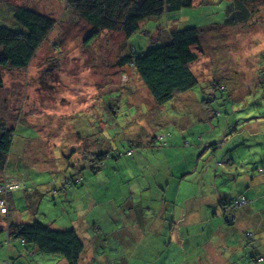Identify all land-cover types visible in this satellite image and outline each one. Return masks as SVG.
Instances as JSON below:
<instances>
[{
    "label": "rangeland",
    "instance_id": "obj_1",
    "mask_svg": "<svg viewBox=\"0 0 264 264\" xmlns=\"http://www.w3.org/2000/svg\"><path fill=\"white\" fill-rule=\"evenodd\" d=\"M65 4L63 0H0L1 7L28 6L57 22L26 70H0V118L16 131L6 173L17 188L25 183L29 191L37 192L31 206L26 192L12 194L10 221L80 227L86 244L83 264L90 260L84 258L88 255L92 264H199L202 248L171 240L164 230L166 221L153 216L156 208L167 219V210L175 204L177 210L187 203L200 205V200L188 197L209 192L216 194L206 200L216 201L223 194L250 191L252 198L259 196L258 209L264 208V175L258 174L264 163L249 167L253 156L247 152L257 147V156H263L261 144H253L261 143L264 120L254 119L256 114L250 111L264 110V4L256 5L248 23L227 27L222 23L228 0H194L191 8L165 19L172 25L147 20L130 38L102 32L89 44L84 43L88 26ZM5 11L0 9V14ZM0 24L10 26L2 19ZM154 26L164 33L165 41L172 26L202 29L203 54L191 67L198 84L161 106L129 63L130 56L157 45L151 42L158 37ZM203 100L205 113L200 109ZM256 122L263 125L260 133L250 132ZM205 128L210 135L215 133L208 144L206 138L214 137L204 134ZM231 135L234 146L223 143L216 150L211 146H218L217 138ZM85 146L90 153L104 155L103 160L94 163L89 155L84 164ZM228 155L235 162L244 160L250 169L237 163L227 168ZM82 165L87 168L81 170ZM74 173L81 180L65 185V177ZM172 177L174 182L161 187L165 197L157 196L154 185ZM54 187L56 194L51 192ZM142 211L147 226L135 225L133 218ZM4 212L0 210L1 215ZM210 217L202 210L192 221L189 218L198 245L194 224L201 227V221ZM242 219L228 231L241 241L246 232L253 234ZM214 221L224 223L220 218ZM4 238L6 233L0 232V264H12L9 258L2 262ZM243 239L244 246L252 247L250 252L259 246ZM237 263L246 264L244 259Z\"/></svg>",
    "mask_w": 264,
    "mask_h": 264
},
{
    "label": "trees",
    "instance_id": "obj_2",
    "mask_svg": "<svg viewBox=\"0 0 264 264\" xmlns=\"http://www.w3.org/2000/svg\"><path fill=\"white\" fill-rule=\"evenodd\" d=\"M63 1L66 3L67 10L73 11L78 19L88 26L89 29L84 38L85 44L94 41L102 32H120L130 38L133 34L140 31V24L147 20L160 21L161 19L172 25L170 19H165L181 9L191 8L194 3V0ZM258 4H264V0H228L225 10L226 17L222 24L227 27H235L248 23L255 12L254 8ZM7 6L1 7L0 5V9L7 10L5 13L0 14V19L10 25L0 24V70H26L35 58L37 50L57 25V22L52 16L38 12L28 6ZM158 26H154L158 37H152L151 39V42L157 45L151 46L143 53L133 57L130 56L129 63H131L135 73L148 90L154 103L161 106L172 101L177 95L185 94L198 84V79L191 67L202 56L203 46L200 38L202 29L200 28L174 29L172 26L171 28L173 29H169L168 38L165 41V39H162L164 33L162 35ZM134 54H136L135 51ZM2 84L3 79L0 75V88ZM261 87L263 88V85ZM218 90L223 92L224 88H219ZM206 103L207 101L203 100L201 105L204 107ZM258 111L262 112H259V114L255 111L250 112L264 117V110ZM234 132L238 135L240 134L238 130ZM15 133V127H9L0 118V186L6 183H14L9 180L6 168L9 154L13 147ZM231 138H224L223 140L222 138H217L218 141H215V143L219 147H215V144L211 146H213L214 150L220 148L223 143L227 146ZM89 155L95 158L94 163L101 162L103 160L102 156H104L99 155V153H90L89 148L85 146L83 150L84 164L89 161ZM86 166L82 165L81 170L87 168ZM71 168L74 172H78L73 169V166ZM258 172L263 175L262 169ZM80 180L79 174L74 173L68 178L65 177L63 183L65 185H75ZM18 185L19 187L15 191L0 192V202H2V207L5 209L3 215L0 213V232L5 227L8 237L17 239L22 245L35 246L44 254L58 255L65 259L67 264H80L85 245L74 227L55 230L39 221L27 223L10 221L9 212L12 210L8 209L7 204L10 202L11 194L17 190H22L26 192V199H28L30 206L35 202L31 197L37 192L35 190L29 191L30 189L28 190L29 187L25 183L23 185L18 183ZM51 192L56 194L57 188L54 187ZM241 198L246 199V204H240ZM248 203V197L242 192L238 196L226 194L223 197L222 195L218 199L217 210L215 211V207L213 209L215 213L212 212L211 217L208 219L210 222L217 218L222 219L223 225L225 224L223 228H225V226L233 222L228 219L234 217L233 215L238 210H245L244 207H248ZM224 231L226 232L225 236L229 230L225 228ZM218 236V234H212L209 239L200 241L199 246L205 247L213 241L221 250L227 251L232 247L230 241L223 235ZM251 236L249 232L244 234V237L248 240ZM211 262H214V260ZM245 262L246 264H264V255H252L249 261Z\"/></svg>",
    "mask_w": 264,
    "mask_h": 264
},
{
    "label": "crops",
    "instance_id": "obj_3",
    "mask_svg": "<svg viewBox=\"0 0 264 264\" xmlns=\"http://www.w3.org/2000/svg\"><path fill=\"white\" fill-rule=\"evenodd\" d=\"M203 108L204 107L202 106V108H200V109L202 112L205 113ZM254 119L264 120V117L262 115L256 114V117ZM207 121H208V119L204 120L203 124H205V126H206ZM250 124H252V121ZM263 125H264V123H263ZM263 125H259V124L257 125V122H256L255 126L252 129H250V132H256V133L262 132L263 131L262 130ZM212 127L215 128L214 126H212ZM207 129L208 128H205V132H204V134H206V135H208L210 132ZM222 133L224 135H226L227 130L226 129L223 130ZM203 135L201 137H203ZM209 136L214 137V138H211L209 140H208V138H206V142L208 141L206 144L210 143L209 141H212L213 139H215V133L213 132V134H211V135L209 134ZM231 137H232V135L229 137V139ZM240 137H242V136L239 134L238 138H240ZM229 141H230V143H228V145L230 146L233 144L232 146H234V141H232V140H229ZM263 142H264V136H262L261 143L256 141L253 145L257 146L258 144H261V151H262V154L264 156V144H263ZM235 143H237V142H235ZM238 145L243 146L244 148H247V146L245 144H243V142L238 141ZM256 148L252 149V150L247 148V152H249V154H251V156H253L251 158L252 163H250L248 165L249 167L254 168V167H256L258 165H262L264 163V157L263 156H257V149ZM227 157L229 158V155ZM225 163L228 164L226 166L227 168H229L230 164H235V163L240 164V165H242V164L245 165L244 160H238L237 159L235 162V157L226 159ZM248 166L245 165V168L250 169V168H248ZM258 167H259L258 168L259 170L260 169L263 170L262 174L264 175V169L262 168V166L261 167L258 166ZM227 168H224V170L228 171ZM220 174L224 175V174H227V172H222ZM258 174H259V172H258ZM263 175H259V176H263ZM185 176H183L181 181L185 178ZM201 178H204V177L202 176ZM174 179L175 178L172 177L170 179L159 180V182L154 185V187L156 186V189H157V196L164 195V197H165V191H163L161 187L163 185H166V188H167L171 182H174ZM261 180H263V178ZM178 186H176L177 189H178ZM149 188H151V185L149 186ZM214 193L216 194V192H211L210 194H207V193H200L197 195L192 194L190 197H188L189 199L195 198V199L200 200V205L187 203L185 206H183L179 210H177L176 204L175 205L172 204L173 210H171L170 208L167 210V212L170 213V216L167 219H165V216L163 215V213L160 212V208H158V209L156 208L155 209L156 213H154L153 217H154V219H157V220L161 219L162 221H166V225H165L166 228H164V230L168 233L169 238L171 240L176 239V241L181 245H189V244L193 243V245H196L197 248H202L201 258L198 260L199 264H238L237 262L243 258L245 261H249V257L254 255L253 253L264 255V215H263L264 208L263 209L261 208L262 210L258 209V206H260L259 205V198H258L259 196H256V198H252L254 195H252V193L250 191L245 192V194L249 200V203H248L249 209L237 211L233 215L234 217H231L228 219V220H232L233 222L229 223V225L225 226V228L227 230L230 229V226H232L231 228H234L236 221H239L240 217L243 218L241 221L246 223L248 228H251V231H253V234L251 233L252 239L250 238L249 240L248 239L247 240L254 243L255 245H259L258 247L253 248V251L250 252L249 248H251V250H252V247L251 246H248V247L244 246V243H243L245 241L243 239L244 237H242V241H241L238 239L231 238L229 236V233L224 236V234H226V232L224 231L225 228H223V226L225 224L219 225V224H216L214 220L210 222L209 219L201 221V227H200L198 222L194 224V230L198 234V238L200 237V241H204V240L209 239L212 234H215V235L218 234L219 236L223 235L227 240H229L232 247L228 250L226 248L227 251H225V250L219 249V247L213 241L211 242V244L208 243L205 247H200L198 244H196L197 236H195L193 234V231H192L193 225L188 224L189 218L191 219L190 221H192L193 218H195L197 216V212L202 211V210L208 211L211 214H212V212L215 213V211L217 210L218 200H216V201L206 200L207 198L214 196L215 195ZM174 194H176V189L174 190ZM224 195H226V194H223V197H224ZM262 196L264 197V194ZM12 199H13V197L11 194L10 202L7 204V207L10 211L12 210V206H13L12 205L13 204ZM162 202H164V201H162ZM130 206H131V208H130V210H131L132 205H130ZM153 206H154V204H153ZM215 207H216V209H215V211H213V209ZM174 212H176V214L177 213L178 214L175 215ZM157 213H159V214H157ZM145 216L146 215H145L144 211H142L141 214H139V215L137 213L133 218L135 220V225H138L139 222H143L147 226V224L145 223ZM18 223H23V222H18ZM50 227L55 229V230L67 229V228H57V227H53V226H50ZM74 228L77 230L78 235L82 238L84 245H85L84 253H83L82 258L80 260V264H83L84 263L83 256L86 252V244H85L84 238L80 232V227H78V228L74 227ZM87 228L91 233L92 230L89 227H87ZM199 228H200V231H198ZM3 231L6 233L5 227H4ZM6 236H7V238H4L5 240L3 241V244L5 246L6 251L4 249L5 253L2 257V262L5 261L6 258H9L12 260V264H25L27 262H31V264H67V261L58 255H48V254L41 253L35 246L22 245L21 242L18 241L17 239L8 237L7 233H6ZM254 239H256V240H254ZM211 247H213V248L215 247V250H213ZM84 258H86V259L90 258V260H88L87 263H85V264H92L91 255H88L87 257H84ZM212 260H214V262H211Z\"/></svg>",
    "mask_w": 264,
    "mask_h": 264
},
{
    "label": "built area",
    "instance_id": "obj_4",
    "mask_svg": "<svg viewBox=\"0 0 264 264\" xmlns=\"http://www.w3.org/2000/svg\"><path fill=\"white\" fill-rule=\"evenodd\" d=\"M13 184L14 183H6L3 186H0V192L8 193V192L14 191L15 189H17V186L13 185ZM246 202H247L246 199H244V198L240 199V204L241 205L246 204ZM0 210L5 211V209L2 207V202H0Z\"/></svg>",
    "mask_w": 264,
    "mask_h": 264
}]
</instances>
